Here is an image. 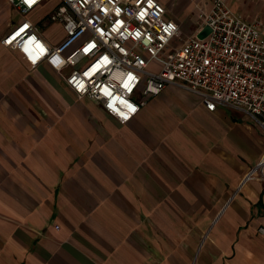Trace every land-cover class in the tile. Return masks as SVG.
<instances>
[{"label": "crops", "instance_id": "1", "mask_svg": "<svg viewBox=\"0 0 264 264\" xmlns=\"http://www.w3.org/2000/svg\"><path fill=\"white\" fill-rule=\"evenodd\" d=\"M160 1L178 45L213 6ZM58 4L23 15L0 0V264H264V181L240 187L264 154L262 129L232 106L209 111L178 84L143 96L120 125L2 45L25 19L59 44L66 32L47 20ZM229 6L264 32V0Z\"/></svg>", "mask_w": 264, "mask_h": 264}, {"label": "built area", "instance_id": "2", "mask_svg": "<svg viewBox=\"0 0 264 264\" xmlns=\"http://www.w3.org/2000/svg\"><path fill=\"white\" fill-rule=\"evenodd\" d=\"M27 15L51 0H10ZM48 22L66 36L51 45L23 20L2 39L35 69L46 64L79 98L95 102L120 125L131 122L171 84L198 93L209 111L232 106L248 114L264 132V32L258 22L234 13L231 0H212L203 18L211 33L175 39L180 27L166 18L160 0H58ZM158 62V72L148 71ZM264 181V154L240 183ZM264 237V226L259 228Z\"/></svg>", "mask_w": 264, "mask_h": 264}, {"label": "water", "instance_id": "3", "mask_svg": "<svg viewBox=\"0 0 264 264\" xmlns=\"http://www.w3.org/2000/svg\"><path fill=\"white\" fill-rule=\"evenodd\" d=\"M211 31V27L206 25L204 29L198 33L197 38L203 40L211 33Z\"/></svg>", "mask_w": 264, "mask_h": 264}, {"label": "rangeland", "instance_id": "4", "mask_svg": "<svg viewBox=\"0 0 264 264\" xmlns=\"http://www.w3.org/2000/svg\"><path fill=\"white\" fill-rule=\"evenodd\" d=\"M54 29H56V28H53V30H51L53 36H55V35L58 34V33H55V30Z\"/></svg>", "mask_w": 264, "mask_h": 264}]
</instances>
